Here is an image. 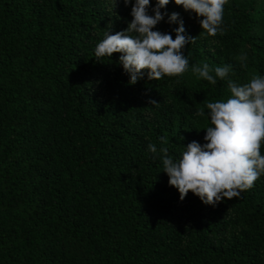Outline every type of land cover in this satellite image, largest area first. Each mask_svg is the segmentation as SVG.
<instances>
[{
	"label": "trees",
	"instance_id": "obj_1",
	"mask_svg": "<svg viewBox=\"0 0 264 264\" xmlns=\"http://www.w3.org/2000/svg\"><path fill=\"white\" fill-rule=\"evenodd\" d=\"M134 3L0 0V264H264V173L207 205L180 200L159 154L206 144L205 103L230 98L228 80L264 77V0H228L214 37L169 0L153 30L174 39L179 14L195 38L188 71L130 84L121 53L95 47L127 29ZM203 63L232 70L212 85L191 70Z\"/></svg>",
	"mask_w": 264,
	"mask_h": 264
},
{
	"label": "clouds",
	"instance_id": "obj_2",
	"mask_svg": "<svg viewBox=\"0 0 264 264\" xmlns=\"http://www.w3.org/2000/svg\"><path fill=\"white\" fill-rule=\"evenodd\" d=\"M228 0H174L185 11H190L199 20L203 34L214 37L219 32L224 16V5ZM128 0H125V4ZM150 0H135L131 8L132 20L127 29L115 34L106 30L104 39L95 47L97 58L111 57L121 53L119 62L129 74V83L135 84L147 71L148 78L156 81L164 76H181L189 68V59L183 49L195 38L186 37L183 21H178L179 14L172 13L168 23L178 22L171 34L154 31L153 28L163 19L164 8L169 0H157L154 15H149L147 7ZM201 33V32H200ZM240 59L246 60V56ZM246 67V64H242ZM192 72L215 85L217 78L224 80L232 70L231 65L210 67L207 63L192 65ZM214 73V74H213ZM231 96L226 101L206 102L211 126L205 129L201 146L192 141L187 144L179 160L168 154V148H159L163 172L168 177L170 186L175 187L180 200L192 192L204 204L216 205L222 200H231L246 189L264 173V155L261 144L264 143V77L253 76L244 85H237L228 80ZM152 104L156 102H151ZM205 116L203 109L195 113ZM162 145L168 143L161 137ZM148 150L157 153V146L148 144Z\"/></svg>",
	"mask_w": 264,
	"mask_h": 264
}]
</instances>
